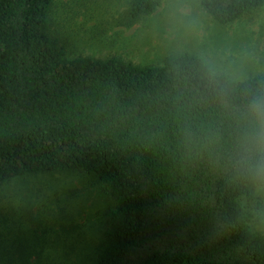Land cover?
<instances>
[{
    "label": "trees",
    "instance_id": "trees-1",
    "mask_svg": "<svg viewBox=\"0 0 264 264\" xmlns=\"http://www.w3.org/2000/svg\"><path fill=\"white\" fill-rule=\"evenodd\" d=\"M55 0H0V190L82 171L114 198L93 264H264V74L233 79L200 55L162 64L69 56ZM131 0L123 23L156 12ZM221 25L264 0H201Z\"/></svg>",
    "mask_w": 264,
    "mask_h": 264
},
{
    "label": "rangeland",
    "instance_id": "rangeland-1",
    "mask_svg": "<svg viewBox=\"0 0 264 264\" xmlns=\"http://www.w3.org/2000/svg\"><path fill=\"white\" fill-rule=\"evenodd\" d=\"M131 0H55L52 29L69 56L162 64L200 55L233 79L264 74V4L227 25L201 0H160L158 10L123 23ZM263 206L255 227L264 232ZM114 203L98 177L74 170L17 177L0 190V264H93Z\"/></svg>",
    "mask_w": 264,
    "mask_h": 264
},
{
    "label": "clouds",
    "instance_id": "clouds-1",
    "mask_svg": "<svg viewBox=\"0 0 264 264\" xmlns=\"http://www.w3.org/2000/svg\"><path fill=\"white\" fill-rule=\"evenodd\" d=\"M208 74L210 76H214L218 74V70L215 68L209 69ZM252 115L254 118L258 119L262 123H264V100L258 101L251 106ZM259 143L262 148H264V129H262L261 134L259 136Z\"/></svg>",
    "mask_w": 264,
    "mask_h": 264
}]
</instances>
